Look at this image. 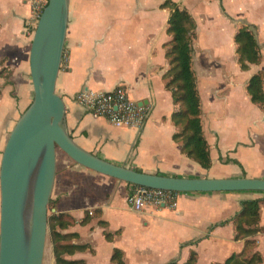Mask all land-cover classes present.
Here are the masks:
<instances>
[{"label":"crops","instance_id":"0c3cea01","mask_svg":"<svg viewBox=\"0 0 264 264\" xmlns=\"http://www.w3.org/2000/svg\"><path fill=\"white\" fill-rule=\"evenodd\" d=\"M33 1L0 0V157L33 96L28 60L37 16ZM173 1L196 21L191 67L211 166L202 168L173 138L179 131L172 120L178 104L164 79L171 38L166 31L170 9L164 0H69L55 88L66 105L70 135L85 150L144 172L264 178V106L254 104L246 91L253 73L264 74V0ZM247 24L253 26L261 60L242 70L234 34ZM117 85L150 108L141 128L116 127L74 101L81 89L110 90ZM133 188L132 183L63 158L56 167L51 200L53 212L69 219L60 232L73 234L63 241L69 246L58 247L64 258L112 264L111 254L118 248L126 264H184L192 251L194 264H224L232 253L245 250L246 255L259 252L264 264V191L178 192L174 208L147 204L135 210L126 201ZM246 199L263 200L259 229L236 239L231 219ZM56 241H51L49 264H55Z\"/></svg>","mask_w":264,"mask_h":264},{"label":"water","instance_id":"95a60500","mask_svg":"<svg viewBox=\"0 0 264 264\" xmlns=\"http://www.w3.org/2000/svg\"><path fill=\"white\" fill-rule=\"evenodd\" d=\"M68 17L69 0H47L32 32V100L11 128L0 157V264H43L57 148L77 164L134 185L177 192L264 191V178L149 173L80 147L65 124L66 105L55 88Z\"/></svg>","mask_w":264,"mask_h":264},{"label":"trees","instance_id":"16d2710c","mask_svg":"<svg viewBox=\"0 0 264 264\" xmlns=\"http://www.w3.org/2000/svg\"><path fill=\"white\" fill-rule=\"evenodd\" d=\"M47 2V1H46ZM46 4V3H45ZM163 6L170 9L167 19L166 31L171 38L166 43L165 54L169 60V68L164 74L166 85L172 90L174 103L178 109L172 114V120L179 127L173 138L180 140L181 151L196 161L202 168L211 166V157L208 143L203 135L201 124L200 97L196 87V78L193 73L192 42L195 36L196 21L184 8H180L173 0H164ZM38 17H36L37 21ZM33 27L31 32L34 31ZM235 52L239 67L242 70L249 68L251 64H258L261 60L260 45L254 35L253 26L242 25L234 34ZM246 91L250 100L259 107L264 106V74L262 71L253 73L246 84ZM235 163L237 161L231 160ZM141 171L140 169H137ZM263 201V200H262ZM261 199H246L240 202L241 210L231 220L235 224V238L245 237L259 229V207ZM50 198L49 204L52 205ZM226 221L219 224L222 225ZM69 224V219L64 214H51L48 219V232L51 239H58L54 243L55 264H80V260H68L58 251V247L69 246L63 243L73 234L61 233L60 230ZM218 225V224H216ZM108 236V234L106 235ZM252 240H246L250 244ZM84 247V245H77ZM112 264H126L123 252L115 248L111 254ZM262 257L259 252L246 255L245 250L240 253H232L224 264H261ZM195 252H191L184 264H194ZM167 264H177L169 262Z\"/></svg>","mask_w":264,"mask_h":264},{"label":"built area","instance_id":"2783aa9c","mask_svg":"<svg viewBox=\"0 0 264 264\" xmlns=\"http://www.w3.org/2000/svg\"><path fill=\"white\" fill-rule=\"evenodd\" d=\"M44 5L45 3L39 0L33 1V7L37 12L36 17L39 16ZM74 101L87 112L107 119L116 127L139 129L144 125L150 111L147 105L138 104L130 99L126 88L122 85H117L110 90L84 88L74 95ZM177 196V191L134 185L126 201L135 210L147 204L174 208Z\"/></svg>","mask_w":264,"mask_h":264},{"label":"rangeland","instance_id":"374dc122","mask_svg":"<svg viewBox=\"0 0 264 264\" xmlns=\"http://www.w3.org/2000/svg\"><path fill=\"white\" fill-rule=\"evenodd\" d=\"M31 36H32V33H31ZM66 156L67 155L62 150L57 148V150H56V167L57 168H60V166H61V164L63 162V158L66 157ZM53 213L54 212L52 210V205L48 204V210H47L48 219H49L50 215L53 214ZM47 223H48V221H47ZM51 241H52V239L49 236L48 225H47V235H46V244H45L43 264H49L48 259H49V256H50V249H51V243H52Z\"/></svg>","mask_w":264,"mask_h":264}]
</instances>
